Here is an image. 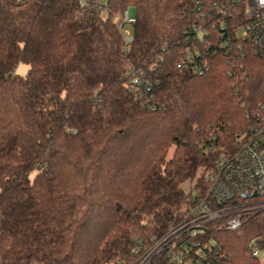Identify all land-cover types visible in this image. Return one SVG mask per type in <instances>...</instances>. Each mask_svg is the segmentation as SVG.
<instances>
[{
  "label": "trees",
  "instance_id": "trees-1",
  "mask_svg": "<svg viewBox=\"0 0 264 264\" xmlns=\"http://www.w3.org/2000/svg\"><path fill=\"white\" fill-rule=\"evenodd\" d=\"M196 1L0 0V264L128 262L137 238L164 233L191 190L208 189L206 173L264 104V55L227 54L218 0ZM191 46L203 74L177 67ZM138 67L149 90L132 87ZM210 236L215 264H261L264 206Z\"/></svg>",
  "mask_w": 264,
  "mask_h": 264
},
{
  "label": "built area",
  "instance_id": "built-area-1",
  "mask_svg": "<svg viewBox=\"0 0 264 264\" xmlns=\"http://www.w3.org/2000/svg\"><path fill=\"white\" fill-rule=\"evenodd\" d=\"M79 1L82 7L87 5L86 0ZM214 9L218 13L214 26H219L217 36L227 54L248 46L254 53L264 55V0H218ZM234 14L239 17L232 23ZM134 19L132 9L126 8L117 21L126 50L134 39L130 29ZM193 28L197 41L210 35L201 25L195 24ZM183 54L178 68L188 65L198 74L209 69V62L198 47H187ZM131 73L132 87L149 90L143 68H132ZM239 141L235 151L222 154L215 167L206 173L208 189L192 190L177 223L148 241L137 238L132 260L109 264H215L210 232L223 228L236 230L241 227L246 211L264 206V104L240 134ZM262 247L264 239L255 240L252 254L258 256Z\"/></svg>",
  "mask_w": 264,
  "mask_h": 264
},
{
  "label": "rangeland",
  "instance_id": "rangeland-1",
  "mask_svg": "<svg viewBox=\"0 0 264 264\" xmlns=\"http://www.w3.org/2000/svg\"><path fill=\"white\" fill-rule=\"evenodd\" d=\"M101 1V3L102 4H105L108 0H100ZM119 19V18H118ZM27 69H28V66L26 65V64H24V63H20L19 65H18V67H17V69H16V71L18 72V73H21V74H25L26 73V71H27ZM33 176V175H32ZM194 182H191V181H186V182H184L183 184H182V186H183V188L186 190V191H189V190H191L192 189V187H193V184ZM192 190H194V189H192ZM191 190V191H192ZM258 259H259V261H260V263L261 264H264V247H262L261 249H260V253H259V255H258Z\"/></svg>",
  "mask_w": 264,
  "mask_h": 264
}]
</instances>
